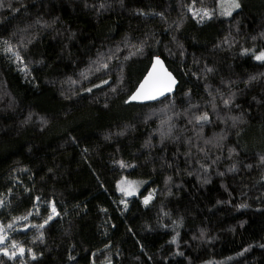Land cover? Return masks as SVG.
<instances>
[{"label":"trees","instance_id":"obj_1","mask_svg":"<svg viewBox=\"0 0 264 264\" xmlns=\"http://www.w3.org/2000/svg\"><path fill=\"white\" fill-rule=\"evenodd\" d=\"M237 2L0 0V264H264V0ZM154 56L174 93L128 102Z\"/></svg>","mask_w":264,"mask_h":264},{"label":"snow or ice","instance_id":"obj_2","mask_svg":"<svg viewBox=\"0 0 264 264\" xmlns=\"http://www.w3.org/2000/svg\"><path fill=\"white\" fill-rule=\"evenodd\" d=\"M103 7V5H101ZM240 4L237 2V0H230V3L228 7L224 11V15H230L232 8H239ZM210 13L205 9L203 11V16H201V19L204 18V16H209ZM6 45L5 51L6 52H12V47L8 43V41L4 42ZM134 48L136 46H133ZM136 51H141V49L136 48ZM243 51L247 52L248 49H244ZM16 55L17 59H20L18 53H13ZM136 52H130L129 55H135ZM256 60H264V51H260L259 54H256L254 56ZM102 67L107 68V64H103ZM208 71H211V69H208ZM83 75V73H82ZM102 83H107V81L102 80ZM176 83V80L173 76V74L165 67L164 62L161 60L159 56H154L151 61V67L147 70V73L144 75L143 79L139 82L138 87L135 89V91L129 96V100L131 101H148V100H155L158 97L165 96L166 93H171L173 90V85ZM87 91H91V89H87ZM222 103L224 106H228L232 103V97L229 96L227 99H223ZM213 110H215L216 105L213 103L212 105ZM235 119V118H233ZM193 121L195 122L193 124V129L197 134V138H200L203 134L204 125L207 123H210V116L207 111H203L200 114L192 113L191 117L188 119V123L192 124ZM173 126L169 125V133L171 132V128ZM222 139V137H221ZM211 139H205L204 143L209 144L211 143ZM203 151V149H201ZM262 161H264V157H261ZM121 166H124L123 162H120ZM203 167V165H202ZM230 171L232 169H229ZM121 191L125 193V195H130L133 189L129 187L121 188ZM38 199V198H37ZM145 203L148 202V197H145ZM243 207V205H241ZM52 214H56V209L53 206L51 209ZM52 219V215H49L47 219L44 220V224L48 223V220ZM11 227V225H9ZM38 227H43V224L39 225ZM4 230L2 227H0V233H2ZM5 236L0 235V245L4 244ZM175 240V238H173ZM17 251H19L20 254L24 253L23 247H20L13 244V247L11 251H9L8 247L0 246V252H2L5 256L11 258H15L17 256ZM31 251V250H29Z\"/></svg>","mask_w":264,"mask_h":264},{"label":"rangeland","instance_id":"obj_3","mask_svg":"<svg viewBox=\"0 0 264 264\" xmlns=\"http://www.w3.org/2000/svg\"><path fill=\"white\" fill-rule=\"evenodd\" d=\"M229 3H230V0H218V8H219V12H220L221 16H224V17L229 16V15L223 14L225 9L228 7ZM236 9L237 8H232L231 13ZM129 186L133 189V191L131 192L130 195H125V193L123 191H121L120 189L125 188V187H129ZM142 187H143V184L140 183L139 181H133V180H128V179H121L120 181L117 182V185H116L117 191L120 194H122L124 197L137 195ZM0 235H4V231L2 233H0Z\"/></svg>","mask_w":264,"mask_h":264},{"label":"water","instance_id":"obj_4","mask_svg":"<svg viewBox=\"0 0 264 264\" xmlns=\"http://www.w3.org/2000/svg\"><path fill=\"white\" fill-rule=\"evenodd\" d=\"M164 65H165V64H164ZM165 67H166V66H165ZM175 80H176V79H175ZM176 83H177V82H176ZM176 83L173 85V90H172L171 93H166L165 96L158 97V98L155 99V100H148V101H131V100L128 99V102H130V103H151V102L160 101V100L164 99L165 97L170 96V95H172V94L174 93V89H175ZM137 87H138V86H137ZM134 91H135V90H134ZM134 91H133V92H134Z\"/></svg>","mask_w":264,"mask_h":264}]
</instances>
